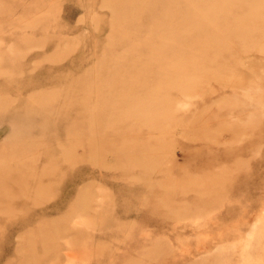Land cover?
I'll return each instance as SVG.
<instances>
[{
  "label": "rangeland",
  "instance_id": "obj_1",
  "mask_svg": "<svg viewBox=\"0 0 264 264\" xmlns=\"http://www.w3.org/2000/svg\"><path fill=\"white\" fill-rule=\"evenodd\" d=\"M0 264H264V0H0Z\"/></svg>",
  "mask_w": 264,
  "mask_h": 264
}]
</instances>
